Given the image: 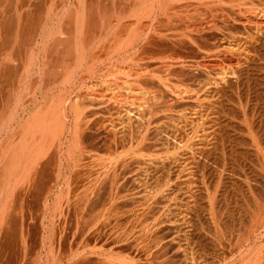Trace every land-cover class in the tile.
Masks as SVG:
<instances>
[{
    "label": "bare ground",
    "instance_id": "bare-ground-1",
    "mask_svg": "<svg viewBox=\"0 0 264 264\" xmlns=\"http://www.w3.org/2000/svg\"><path fill=\"white\" fill-rule=\"evenodd\" d=\"M128 1L130 6H132V0ZM136 1H134L135 6L137 4L140 5V0L137 3ZM150 1L147 4L148 7L149 5L151 6L149 12L155 8L153 13L151 11L152 14L149 12L144 13V10L139 9L142 10V14H146V17L143 16L144 14L140 15L141 13H137L140 11L138 7H136L137 9L134 8V4L132 8L138 10L137 12H133L130 9L129 4H126L128 3L127 1H124L126 3L122 1L123 5L126 4L125 6L129 8L126 9L123 6L125 8L123 10L121 3L119 5L120 10L127 13L130 9L132 12L129 11L128 16H134L131 19L132 22L135 19V23L129 21L132 24L128 25V23L126 25L123 21L126 28L123 25L120 26L122 24V14L126 15V13L123 12L121 14L122 11H118L122 17L118 18L119 16L116 12L117 18L121 20L116 24H118L117 28L121 27V29H119V32L116 30L107 32L112 27L106 31L100 28L105 32L104 34L99 28H97V31H100L101 34L96 32L95 29L93 30V28L92 30H90L91 28L87 29V27L86 29L83 28L88 21L92 20L86 19L87 16H90L88 11H86L89 6H87V3L84 4L85 1L84 3L81 0L71 1V11L75 8L76 12L74 11L73 14L74 19L70 18L69 22L72 25H75L73 23H76V25L81 24L83 27L80 29V26L77 28L78 26L75 25L74 30L79 31L76 33V31L72 30L76 34L69 32L76 36L81 33L79 36L80 38L82 37L81 39L79 38L81 43H74L78 38L76 39V36H73L74 38L71 37L72 35L69 32L68 34L65 33L67 36L70 35L72 39L67 37L66 40H61V37H57L59 34H65L64 30H61L59 34L55 33L57 43L54 46L62 48L60 50L55 47V51L59 50L61 55L65 49L64 53L66 56L63 57L64 54L62 55L63 60L70 57V55H67V53L70 54V51H66L76 48L77 52L76 50L75 52L79 58L77 60L79 62L76 64L77 68L78 66V69L83 68L81 70L85 73H79L78 77H69L68 83L65 84L71 85L70 88L61 82L65 90L62 91L63 89L61 88L58 93H53L51 97H56L51 98L49 105L46 102L44 107L39 108L41 105L36 104L35 98V100L33 99V105H30L29 103L31 102H29L28 104L26 103L27 105L22 106L20 99L21 103H17L21 108L13 110L10 104L11 106L3 107L0 110L3 120V122L1 121L3 123L1 127L4 129V131L0 132H5V136L2 139H5V144L3 145L11 147L10 145L15 141L11 158L8 156L7 162H4L9 190L6 196L7 200L3 201L4 196L0 193L3 211L7 209L6 207H10L13 192L16 190H30L31 198L33 199V203H31L33 204L32 211L36 214L33 218L36 223L32 224L34 227L31 226L30 228L31 231L36 230L35 235L34 231H32V234L35 236L36 243H39L36 246L37 253L45 251L47 254L51 253L52 255L53 247L54 250L56 247L53 245L56 243V238L60 243L63 242L61 246H63L65 240L64 247L66 248L63 247L64 249L59 246L60 244H56L57 247H60L61 252H64L62 253L64 255V264H264V241H262L263 243L261 242L262 244L258 243L260 245L255 242L258 246H255V248L248 246L245 249V244H240L242 247H237L240 249L239 253L241 255L243 253L246 258L243 259V255L240 256V254L238 256L241 257L242 261H237L238 257L236 258V256L237 260L231 258L235 252L231 253L228 250L229 245L225 244L224 239L228 235L224 236L222 229V234L219 231L222 222L226 221V213L221 211L222 208L216 204V191L214 192L215 195L211 194L209 191H205L206 186L204 185L203 192L200 188L202 185L198 186L199 183L195 179L197 177L196 174L201 172L203 177L206 176L213 155L210 150L211 147L209 148V145H205V142L203 143L204 145L198 146L196 144L187 145L183 141H177L179 139H173L174 137L171 138V136L172 133L178 132L173 130V128L171 134V131L169 135L165 134L166 132L163 129H166V127L161 128L163 124L160 123L167 116L165 113L168 106L172 108L176 104L178 106L182 104L181 99L175 98L167 92L169 87L167 82L171 79L170 76L177 74L185 76L189 74L187 76L193 77L196 74L189 71L191 65L189 66L186 57H198L199 60L194 62L197 65V69L202 71L200 73H207V68L213 66L210 59L214 57L221 58V55H224L223 45L221 47L217 45L218 42L215 43L219 37L217 35L219 31L224 35L226 30L231 29L233 23H240L248 34L249 32L253 33V37L252 34H249V37L251 35L255 42L264 45V23H258L257 21L253 23L255 21L253 17L264 15V9L259 10V8H252L249 5L258 1L264 2V0H173L171 4L169 1L172 0ZM142 2L144 4L146 1L143 0ZM82 3L84 4L83 6ZM144 6L141 7L146 10L148 7ZM26 7L28 9L26 13L29 15L32 7L29 4H26ZM128 16L123 17V20L126 17L128 18ZM143 19H148V21L146 20L147 22L144 23L143 21L145 20ZM37 23L42 27L41 31H44V35L48 38L50 36L47 35L49 33L48 30L52 31V29L44 20H41V23L34 20V23H32L27 16L21 22L18 20V25L16 24L15 27L3 26L0 23L1 63L11 61L6 58V54L2 62L4 50L8 44L12 45L18 42V39L21 41L18 43H22L23 39L19 38L21 33L25 36V32L29 31L31 35L37 36L36 31L38 32L39 26V28L37 27L38 30L34 27L28 28L30 25H36ZM179 23L181 24L180 28L178 26ZM26 24H29L26 27L27 30L23 28ZM117 28L115 27V29ZM245 30L243 31L245 32ZM29 32L28 35L31 38L32 36ZM15 33L20 34L17 35ZM87 33L94 35L91 36V34L88 35ZM41 35L43 36L42 33ZM45 36L42 37L44 40ZM52 36L54 37V35ZM33 39L31 41L26 40L29 43L25 44V46L29 44H31L30 46L36 45L34 44L35 42L32 44ZM67 39L72 41H67ZM221 40L224 41V37H221L218 41L221 42ZM20 46H24V44H20ZM48 47L46 46V48ZM252 49L254 50L253 47ZM28 50L31 52H26L29 57V59L27 57V60L30 61L29 67L25 65L24 67H28V69L25 70L23 68L26 73H29L32 67L38 65L36 64L38 61L36 58L39 55L38 51L36 54L35 50L30 48ZM2 51L3 53H1ZM56 53L55 55L57 56ZM252 59L248 58V56H245V59L239 58L238 62L241 67L235 68L236 70L233 72L236 75L235 80L222 77L221 80H224V82L218 80L215 82L213 79L214 82L211 83L209 82L211 81L210 78L206 79L205 83L203 82L204 89L201 90L202 92L200 91L199 93L197 89V94L193 97L191 96L194 107H201L204 101L213 96H219L220 98L230 97L238 85L248 84L251 86L252 81L256 79V77L253 79L255 74V69L253 68L256 65L252 64ZM63 60L62 64L64 63ZM58 61L61 63V60ZM67 61L69 60L66 59L65 64L68 66L69 62L67 63ZM1 63L0 72H5V66L3 67ZM103 66H105L104 68L107 71L106 73H109V76L113 75V78L110 77L112 79L108 78L109 80L114 79L113 81L116 80L115 82H118V79H115L116 76L120 73L121 77V73H123L129 78L123 75V78H127L126 81L122 82L128 83V85L123 84L126 87H136L135 85L139 83L137 87L140 90L137 87L136 89L138 90L136 91L134 90L135 88H129L133 89L135 93H133V90L130 92L127 89L129 94L131 93L130 96L135 94L136 97L140 93L139 101L133 100L135 98L133 97L134 95L132 96L133 98H130L126 92L129 98L132 99L131 104L127 105L129 103L127 99L129 98H124L125 93H123L124 95L120 93L123 95V99H121L122 96L119 97L117 94V91L123 92V86L118 85V83L111 84L109 80V85L105 82L108 85L107 87L106 85L104 86V82H99L103 83V87H101V84V86H98L100 88L105 87L106 90V92L99 94L97 91L99 87L96 86L98 83H95L96 93H94L95 90H92L95 86L93 88L90 87L93 91L91 92L89 87L86 88L87 84L82 85L83 83H80L81 87L75 84L74 80L77 83H86L88 80H92L100 73H103L102 70L105 72L102 69ZM113 73L118 74L114 75ZM104 77H102L105 79L104 81H107ZM72 80L73 82L69 84ZM62 81H67V79ZM83 86H85L84 88L87 91L82 88ZM114 89L117 90L116 93ZM99 91L101 90L99 89ZM6 94L8 95L9 93ZM33 94L31 95L33 96ZM56 98L57 100H55ZM204 105L206 106V104ZM169 118L171 117L169 116ZM164 125L166 126V123ZM170 127H172V124ZM167 129L166 131L170 128ZM13 130L14 132H12ZM176 138H178L177 135ZM192 140L194 141V139ZM29 170L31 171L28 175ZM219 174L221 175L220 172ZM28 178H30L29 181ZM225 205L227 204L225 203ZM3 211L1 210L2 214ZM256 211L253 210L252 215L248 213L252 223L255 222L253 227L251 226L250 236H252L253 232L254 234L256 233L257 225L264 230V216H260V220ZM227 215L229 216L230 214ZM58 235H61L63 237L62 240H64H59L60 236L58 237ZM51 238L53 240L55 238V243L53 241L52 244ZM37 240H40V242H37ZM22 243L21 248L28 252L30 250L28 240ZM247 245L250 244L248 243ZM229 252L233 256L230 257ZM209 256H213L215 259L211 262Z\"/></svg>",
    "mask_w": 264,
    "mask_h": 264
},
{
    "label": "rangeland",
    "instance_id": "rangeland-1",
    "mask_svg": "<svg viewBox=\"0 0 264 264\" xmlns=\"http://www.w3.org/2000/svg\"><path fill=\"white\" fill-rule=\"evenodd\" d=\"M26 1L27 0H24V3ZM71 1L75 2V0H71ZM81 1L83 3L85 1L84 4L87 3L86 0H84V1L81 0ZM125 1H127L128 3L124 2V1H123V3H126L127 5L129 4L128 6H130V2L128 0H125ZM134 1H136V0H132L131 1L132 2V6H130L131 7L130 9H132L133 12L134 11L137 12L139 9L144 10V13L149 12V10H150L149 8L151 6L149 5V7H148L147 4H148V1H150V0H148V1L144 0V1H146V2H144V4H143V2L141 3V1H143V0H140V1L138 0L140 5L137 4V6H135L136 4H134L135 3ZM138 1H136V3ZM99 2H101L104 5V7H103L104 10H107V11L110 10L111 4H112L111 0H100ZM172 2H173V0L169 1L170 4ZM258 2H254V4L252 3V4H249V5L252 8L253 7L254 8H259V10L264 9V2H260V1H258ZM9 3L10 2L8 0H1L0 1V5L3 7L2 8L3 12L7 11L6 13H11V14L12 13L14 14V12L17 13V14L18 13H22L20 11L21 7H24L23 13H26L28 11L26 5H22V2H20V0H16V5L13 7V10H11V11L8 8L12 4V2H11V4H9ZM83 3H82V6L84 5ZM121 3H122V1L120 3L116 4L115 9L117 11L114 10V12H115L114 14L117 15L118 11L119 12L122 11L121 14L123 12L126 13V11H123V10H125V8L128 9L129 7L127 8V6H125L126 4L123 5V3H122V7L125 6V8L123 7V10H120L121 8H119V5H121ZM176 3H177V1H176ZM133 4H134V8L138 7V10H136L137 8L135 10H134V8H132ZM150 4H151V1H150ZM143 5H145L144 7H146V5H147V7H148V8L146 7L148 9V10L146 9L147 11L145 9H143V7H141ZM87 6H89V5H87ZM74 9H73V11H71V8L69 9L70 10L69 11L70 14H71V12H73L72 16H74L73 15L74 11L76 12V10H74ZM130 9H129V11L132 12ZM154 9H153V11L151 10L152 13L154 12ZM142 10H139L140 12H137V13L138 14L141 13L140 15H143L144 13L142 14V12H141ZM86 11H87V9H86ZM151 11L149 13H151ZM128 12L126 13L127 16H128ZM40 14L42 15L44 13L41 11ZM122 15L125 18L126 15L125 14H122ZM129 15H130V13H129ZM118 16H119L118 18L122 17V16L119 15V13H118ZM143 16L146 17V14H144ZM123 17H122V19H121L122 21H121L116 16V21L115 22H111L110 21L109 23H107L109 20L106 19L107 20L106 21L102 17L103 20H101V24L99 26H97L96 28H93V30L95 29L96 32L100 33V31H102L103 29H105V31H106V30H108V28L112 27L107 32H110V31L114 32L115 30L119 32V29H121L120 26L123 25V27H124V25H125V24H123V21L127 25L129 23V21L132 22V19H133L134 16L133 17L131 16L132 19H131V17L128 16L129 19L126 17L125 20H123L124 19ZM20 19L24 20V18H21V17H18V16H14L13 22L12 21H8L9 22V26L10 27H15L16 24H17L16 22L18 20H20ZM46 19H47V22H48L49 19L48 18H46ZM72 19H74V18H72ZM119 20L122 22V24L119 26L120 28L118 29L117 28L118 24H116V23H118ZM143 20H145V21H143L144 23H146L148 21V19H143ZM253 20H255V21H253V23L254 22L256 23V21L258 23H261V22L264 23V15H259V16L257 15L256 17L254 16ZM49 22H48V26L50 27V29H52V31L48 30L49 33H50V34L49 33L47 34L48 36L50 35L49 37L47 36L48 38H46V36L44 35V31H41L42 27L40 25H38L40 28L38 26L37 27L39 28V30L36 28L38 30V32L36 31L37 36L34 35V34L31 35L30 34L31 32L28 31L29 34L32 37L35 36L36 38L35 37H33L34 39L32 37L30 38L27 31H26L27 33L25 32V34H24L25 36H23L22 33L21 34L19 33L20 35L15 33V34L19 35V38H21V40L23 39L22 43H18V42H21L18 39V42L14 43V41H13L14 44H12L10 42V44H12V45L8 44V46L5 48V50H4L5 53H4V56L2 58V62H3V59H5L4 57L6 56V54H7L6 58L10 59L11 61L10 62H5V63L4 62L3 63L0 62L3 67L5 66V69H6L5 72H3V71L0 72V110H2L3 107L6 108L7 106H11V105H12L11 109H13V110L19 109V108H21L19 106V104L21 102H22V104H21L22 106L25 105L26 103L28 104L29 102H31V103H29L30 105H33L35 98H36V102H37L36 104L39 105V106L41 105L39 108L44 107V104L46 105V102H48V105H49V102L51 101V98L56 97V96L51 97L53 93H58L61 88L63 89L62 91L65 90L64 89L65 87H64L63 84H61V82L64 83V84L68 83L69 77L70 78H72L74 76L78 77L79 73L80 74L81 73L82 74L85 73V72H82V70H81L83 68L78 69L79 66L77 68L76 64H77V62H79V61H77V60H79V58H78V55L76 53L77 52L76 48L66 51V52L70 51L69 52L70 54L67 53V55H70V57L67 56V57H69V59L66 58L67 60H69V61H67V63L69 62L68 66H67V64H65L66 63L65 62L66 59L63 60L64 59L63 57L66 56L65 53H64L65 49H64V52H62L64 54L63 57H62L63 54L61 55V52H59V50L55 51L56 48H57L56 46H54L57 43V41H56L57 39L56 38L57 37H62V34L61 35L59 34L60 33L59 31H61V28H60V30H58L53 25H50ZM72 23H73V21H72ZM132 23H135V19L133 20ZM132 23H129L128 25H130ZM24 24H25V22H24ZM73 24L76 25V23H73ZM119 24H120V22H119ZM179 24H178V26L180 28L181 24L180 25ZM70 25L71 24L68 25L69 27H71V28H69V31L72 32V30H74L75 25H73V26L72 25L70 26ZM27 26H29V25H27V24H26V26L24 25V29ZM76 26H78L77 28H79V26H80V29H81V27H83V25L81 26V24L76 25ZM241 26L242 25L240 23H236V24L233 23V26L231 27V29L234 27L233 30H231V29L226 30V34L224 32V35H223V33L221 31H219L220 33L218 32L219 34L217 33V35L219 37L217 36L218 39H217V41L215 43H217V42L221 43V44L217 43V45L221 46V47L223 45L222 49H224L225 52L223 50V52H224L223 54L224 55H221L222 56L221 58L220 57H216V58L214 57V58L210 59V62L213 63V66H210L209 68H207V71H206L207 73H204V72L200 73L202 71L197 69V67H196L197 65L194 62L199 60L198 57L197 58L196 57H186L187 61L189 62V66L191 65L189 71L196 73L193 76L194 78L190 77V76H187L189 74H187L185 76L177 74V75H175L176 77L171 75L170 76L171 79L169 77L170 80L169 79L168 80L170 82L167 80L168 81L167 84L169 85V87L167 88V92L169 94H172L173 97L181 99L182 100L181 101L182 104L179 105V106L176 104V106L174 105V106H172V108H171V106H168L167 107V112L165 111L166 112L165 114L167 116L164 117L167 120L162 119L160 121V123L163 124V125H161L159 123V125H161V128H165V127H166V129L168 127L170 128V129L168 128L169 130L167 129L168 131H166V129H163L166 132V133L164 132L165 134L169 135V132L174 128L173 130H175L178 133H172V131H171L170 134L172 133V136L171 135L170 136H171V138L174 137L173 139H176V140L179 139L177 141H183V143L184 144L186 143L187 145H195L196 144L198 146H202L204 144L205 145L207 144V145H209V148L211 147L210 150H211L213 155H212V160L210 161V168H209V170H208V172H207L205 177H203V174L201 175V172H199L200 174L197 173L196 174L197 177L195 179L199 183V185L197 183L198 186L202 185V187H200V188H201V190H203V192H204V189H203L204 185L207 187V189L205 187V191L207 190L211 194H214V192L216 191L215 192L216 195L214 194L216 196V201H217L216 204H217V206H219L222 209H224V210L221 209V211H224L226 213V219H225L226 221L222 222L221 227H219V229H220L219 231H220V234H222L221 233V229H222V231L224 233L223 235L224 236L226 234L228 235V236H225V238H226V239H224L225 244L229 245L228 250L231 253L235 252V254L233 253L234 256L231 255L230 252H229V254H230V257L233 256L231 258H235V256H236V258L238 257V260L235 258L237 261H242V259H240L241 257L238 256L240 254L239 253L240 249H238V248L242 247V246H240V244L241 245L245 244L244 248L247 249L248 246L255 248V246H257L258 243L262 244L263 243L262 241H264V230L259 225H257V227H259L260 229L256 227V233L254 234V232H253L252 236H250V232H251L250 229H252L253 224H255V222L252 223V220L249 217L250 215H252L251 213H253L252 212L253 210H255V211L257 210L256 212L259 214V219L260 220H261L260 216L261 217L264 216V214H263L264 213L263 212L264 211V208H263L264 207V155H263L264 154V71H263L264 70V45H262L261 43L255 42L254 38H251V35L249 37V34H252V37H253V33L249 32V34H248L247 31L244 28H242ZM115 27L117 29H115ZM123 27H122V29L126 28V26L124 28ZM28 28H30V26ZM83 28H85V26ZM97 28H99V29L102 28V30L100 29V31H97ZM239 28L241 29L242 32L240 31ZM55 29H57L58 31L55 30ZM87 29H90V28H87ZM235 29H237V30H235ZM242 29L245 30L246 33ZM26 30H27V28H26ZM90 30H92V28ZM50 31L51 32L55 31V32H53L54 33L53 34ZM74 31H76V33H77V31H79V30H74ZM70 32H69V34L72 35L73 32H72V34ZM41 33L43 34V36L41 35ZM55 33H58L60 36L58 35L56 37ZM76 33L74 32V34H76ZM104 33L105 32H103V34ZM15 34H13V35H15ZM87 34L88 35L91 34V36L94 35L92 33H87ZM246 34H247V36H246ZM21 35H22V37H21ZM52 35H54V37ZM70 35H68V36L65 35L66 37L64 39L66 40V38L70 37ZM80 35H81V33L79 35L77 34V36L76 35H72L71 36V37L76 36V39L78 38L76 40V42H74V43H77V42L81 43V42H79L80 39L82 38V37L81 38L79 37ZM225 35H226V37H225ZM44 36H45V40L42 38ZM220 36L224 37V41H222V40H221V42L218 41V40L221 39ZM71 37H70V39H72ZM50 38H52V39H50ZM32 39H33L32 44L35 42L34 44H36V45L30 46L31 44H29L28 46H25V44L27 45L29 43V42H26V40L27 41H29V40L31 41ZM36 39H39V40H36ZM60 39L64 41V39H62V38H60ZM34 40H36V41H34ZM246 40H248V41H246ZM67 41H72V40H68L67 39ZM249 41H254V42H250L249 43ZM53 42H55V43H53ZM255 43H256V45H255ZM20 44L21 45L24 44L25 47L24 46H20ZM46 46L47 47L50 46V47L46 48ZM251 46L254 48V50L252 49ZM260 46H261V48L259 49ZM29 48L32 49V50H35L34 52H36V54L39 52L38 54L40 56L39 55L37 56L39 59L36 58V60H38L36 62V64H38V65H35L34 67H32L31 71L29 73H26L25 70L28 69L29 63H30V61L27 60V57H28L27 54L31 53L28 50ZM57 49L62 50V48H60V47H58ZM255 49H256V51H255ZM75 50H76V52H75ZM27 51H28V53L26 54ZM48 51L50 52L49 54H48ZM54 52L55 53L59 52L60 54L59 53H56V54H57V56H59V55H61V56L57 57ZM1 53H3V51ZM239 55H243V56H240L242 59H245V56L246 57L248 56V58H250V59L254 58V59H252L251 62H253L252 64L256 65V66L253 65L254 66L253 69H255L254 72L256 74V75L255 74L253 75V79L255 77H256V79H254L252 81L251 86L248 85V84H247L248 86L246 84H241V86L238 85L236 87V89H235L236 91L234 90V93L231 94L230 97L227 96L229 99L227 97L226 98L225 97H221V98H223V99H221L219 96H213L215 98L211 97V98L208 99L209 101L208 100H206L207 102L204 101L203 105L201 107H199V106L198 107L197 106L194 107V103L192 101V97L195 96V94H197L196 92L199 91V93H200V91L204 89L203 85H204L206 79L208 80L210 78L211 81H209V82H211V83L214 82V80H215V82L217 80L224 82V80H221L222 77H226L227 79L232 78L233 80L236 79V75L233 72L238 67H241V65L238 62L239 58H240ZM28 59H29V57H28ZM103 59L105 60V58H103ZM58 60H61V63H59ZM62 60L64 62L63 64H62ZM27 61H28V63H26ZM255 62H257V63H255ZM59 64H62V65H59ZM64 64H65L66 68H64L65 67ZM25 65H27L28 67L25 68L24 67ZM104 67L105 66H103L102 69H104L105 72L102 70L103 73H100L99 75L100 76L103 75L102 77L105 76L104 78H106L107 81H104L105 79H103L102 77L100 78V76L97 74L98 75V76H96L97 79H96V77H94V79L88 80L86 83L85 82H78L77 83L76 80H74L75 84H77L78 87H81L82 85H86L87 84L86 88L89 87L91 92H93L92 90H95L94 93H96V90L98 89L97 91H98V94H99V93L104 92V91L106 92L105 87L104 88H100L99 87L101 85H102L101 87H103V83L101 84L99 82H104V83L107 82L108 85H109V81H111L110 82L111 84L118 83V85H120V86L122 85L123 86V88H122L123 92L120 91L121 87L119 88L120 92L117 91L118 88H117V90H115V89L114 90H115V93L117 91V94H118L119 97L122 96L121 99H123V95H124L123 93H125V95L127 93L129 94L128 90L131 92L134 88H135L134 89L135 91L139 89L137 87V84L139 85V83H137V84L135 83L136 84L135 86L138 89H136V87L130 86L131 88H133L131 90V89H129L130 87L129 88H128V86L126 87V85H128V83H126V82L122 83V82L126 81L128 76L126 74H123V73H121L122 74L121 77L119 75L120 73L119 74L117 73L119 77L116 76L115 79H118V82H115L116 80L113 81L114 79L113 80H109L108 78L112 77L113 75L109 76V73L108 74L106 73L107 71H106V69ZM255 67L258 68V69H256ZM23 68L25 70H23ZM1 70H3V68H1ZM79 70H81V71H79ZM224 71H225V73H224ZM70 74H71V76H70ZM215 74H217V75H215ZM123 75H125L124 77H127V78H123ZM219 75H220V77H219ZM204 76H206V77H204ZM112 78H110V79H112ZM63 79L64 80L67 79V81L63 82L62 81ZM71 82H73V80L70 81L69 84H71ZM112 82H114V83H112ZM80 83H83V84L80 86ZM95 83H98V84H96V86L99 87V88L96 89ZM107 83H105L104 86ZM132 83H129V84H132ZM123 84H126V85H123ZM108 85H106V87ZM65 86H68V88H70L71 85L65 84ZM94 86H95V88L91 90L90 87L93 88ZM84 87L85 86H83L82 88L85 89ZM240 87H241V89H240ZM99 89L101 91H99ZM197 89H198V91H196ZM85 90L87 91V89H85ZM134 90H133V93H135ZM86 91H84V92H86ZM236 92H238V93H236ZM5 93H9V94L8 95L6 94L7 95L6 96ZM33 93H35V94H33ZM120 93L123 94V95H121ZM31 94H33V96ZM128 94L126 96L124 95L125 99H126V97L129 98L131 93L129 94V96H128ZM133 95H131L130 98L135 97V94H133ZM57 97H59V96H57ZM138 97H140V93L137 94V96L135 98H133V100L136 99L135 101H137V100L139 101ZM130 98L127 99V100H129V103H127V105L131 104L130 102H131L132 99H130ZM18 99H19V101H18ZM20 99H21V102H20ZM52 100H54V99H52ZM55 100H57V98ZM204 104H206V106ZM190 106H192V107H190ZM169 107H170V109H169ZM202 113H203V115H202ZM169 116L171 118H169ZM187 117H189L188 120H187ZM185 118H186V120H185ZM222 118H223V120H222ZM191 120H193V121H191ZM1 121L3 122V120H2V112L0 111V131H4V129H2V127H1V126H3V123ZM162 121H164V122H162ZM166 121H168V122H166ZM164 123H166V126L164 125ZM175 123H177V124H175ZM191 123H192V125H190ZM206 123H207V125H206ZM171 124H172V127H170ZM167 125H170V126H167ZM176 128H177V130H176ZM191 128H192V130H191ZM12 132H14V130ZM0 133H1L0 135H2V136H0V193H2V195L4 196L3 197V201H4V200H7L6 196H7L8 190H9V187L7 185V176H5L6 175V169L4 167V165H5L4 162H7V157L8 156H10V158H11L12 151H14V147H15V145H14L15 141L12 142V145H10L11 147H9V146L5 147L3 145V144H5L4 143L5 139L2 140L4 138V136H5V132H0ZM176 135H177L178 138H176ZM188 135H189V137H188ZM192 139H194V141ZM197 140L199 141V143H198ZM185 141H187L188 143L185 142ZM192 142H193V144H191ZM259 147H261V148H259ZM30 171L31 170L28 171V175L30 174ZM219 172L221 173V175L219 174ZM209 174H210V176H209ZM212 176H213V178H212ZM218 178L220 179V181H219ZM222 178H224V179H222ZM29 180H30V178H28V181ZM212 189H213V191H212ZM25 190H27V189H25ZM225 194L227 195V197H225L226 196ZM232 195H233V197H232ZM12 196H13V198L10 201L11 202L10 205H9L10 207L9 208L6 207L7 209H5L4 211H3L2 204H1V201H0V205H1L0 206V208H1L0 209V264H31V263L32 264L33 263L34 264H44V263L45 264H64V259H63L64 255H62V253H64V252L63 251L61 252L60 247H57L58 244H60L59 246H61L63 242L60 243V241H57L58 240L57 238H56V243H55V238H54V240L52 239L53 237L51 238L52 239V241H51L52 244H53V241H54L55 244H53V245L56 246L55 250H54V247H53V252L54 253L51 251L52 255H51V253L47 254L45 251L44 252L42 251L41 253L40 252L37 253L38 250H37L36 246H38L39 243H36L35 236H34L36 230H32V231H34V235H33L32 234L33 232L31 231V228H30L31 226H33L32 224L36 223V222H34L35 219H33L34 216H36V214H34V211H32L33 210L32 209L33 204H31V203H33V201H32L33 199L31 198L30 190H27V191L16 190L15 192H13ZM256 200H258V201H256ZM248 201H249V203H248ZM252 201H253V203H252ZM225 203L227 205H225ZM1 210L3 211V214L1 212ZM248 213H250V215ZM227 214H230V215L228 216ZM240 215H242V216H240ZM57 219H59V218H57ZM249 226L250 227L252 226V227L250 228ZM224 229H226V230L224 231ZM234 230H235V232H234ZM55 231H56V229H55ZM31 234H32V236H31ZM59 234H61V233H59ZM238 235H240V236H238ZM52 236H55V235H52ZM59 236H60L59 240L61 239V241H63L64 240V239L62 240L63 237H61V235H58V237ZM245 237H246L247 240L245 239ZM228 239H229V241H228ZM25 240H28V246L30 248V250L28 252H26L25 249L23 250V248H21L22 247L21 245L23 244L22 242H25ZM235 240H236V242H235ZM243 240H244V242H242ZM33 242H35L34 243L35 245L32 244ZM37 242H40V240L39 241L37 240ZM51 242H50V244H51ZM245 242H247V243H245ZM248 243L250 245H247ZM64 244H65V240H64ZM64 244H63V246H61V248L64 247ZM260 244H258V245H260ZM231 245L232 246L234 245L233 248L236 246L234 248V251H233V248H231L232 247ZM32 247H34V248H32ZM64 248H66V247H64ZM33 249H35V250H33ZM37 255H39V256H37ZM242 255H243L242 258L245 259L246 256L243 253H242ZM242 255L240 254V256H242ZM214 259H215V257L213 258V256H209V260L211 262ZM26 261H28V262H26Z\"/></svg>",
    "mask_w": 264,
    "mask_h": 264
},
{
    "label": "crops",
    "instance_id": "crops-1",
    "mask_svg": "<svg viewBox=\"0 0 264 264\" xmlns=\"http://www.w3.org/2000/svg\"><path fill=\"white\" fill-rule=\"evenodd\" d=\"M8 1L10 2L9 4H11L12 2V4L8 8L11 11L13 10V7L16 5V0H8ZM86 1H87V5H89L88 7L89 9L87 11H88V14L90 15V16H87L86 19L87 20L92 19V20L88 21L87 24H90V25L86 24L85 28L86 27L96 28L97 26L101 24V20L103 18L105 20L110 18L109 21L115 22L116 21V14H114V10L116 11L115 6L117 3H120L121 1H125V0H111L112 4H111V8L109 11L103 9L104 5L101 2H99L100 0H86ZM20 2H22V5L29 4L32 7L31 9L32 11L28 15V13H23L24 7H21L20 11L22 13L17 14L14 12V14L13 13L11 14V13H6L7 11L3 12V9H2L3 7L0 5V9H1L0 11L2 12V13L0 12V23H2L3 26L10 27L8 21L13 22L14 16H18L21 18H26L28 16L29 20H31L32 23H34V20H37V22L39 21L40 23H41V20H44L47 22L46 18H48L50 21V22L48 21L50 25H53L58 30L61 28L62 31L64 30V32H67V33L69 31V28H71L68 26L69 24H71V22H69L71 20L70 18H73V16L69 12L70 11L69 9L71 8L70 7L71 0H27L25 3H24V0H20ZM41 11L44 14L41 15L40 14ZM22 20L23 19H20V22ZM29 24H30V21H29ZM38 25H39L38 23L36 25L32 24L30 25V27L37 28ZM65 35L66 34L62 35L61 38L64 39Z\"/></svg>",
    "mask_w": 264,
    "mask_h": 264
}]
</instances>
